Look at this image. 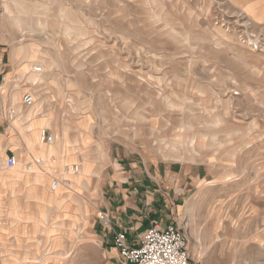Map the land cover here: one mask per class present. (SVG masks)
Wrapping results in <instances>:
<instances>
[{"label":"rangeland","instance_id":"374dc122","mask_svg":"<svg viewBox=\"0 0 264 264\" xmlns=\"http://www.w3.org/2000/svg\"><path fill=\"white\" fill-rule=\"evenodd\" d=\"M248 1H3L11 46L53 72L54 104L37 106L54 115L63 147L106 140L192 167L199 180L168 209L192 264H264V48L248 43L264 28ZM99 190H47L44 209L2 204L0 251L29 245L34 264H109L93 238ZM44 211L45 231L14 232L35 229L18 217Z\"/></svg>","mask_w":264,"mask_h":264},{"label":"crops","instance_id":"0c3cea01","mask_svg":"<svg viewBox=\"0 0 264 264\" xmlns=\"http://www.w3.org/2000/svg\"><path fill=\"white\" fill-rule=\"evenodd\" d=\"M3 1L0 0V206L13 202L22 204L23 208V203H29L31 200L43 208L47 201L52 200V196H47V190L60 192L62 188L73 189L74 183L87 188L91 181L100 182L97 196L99 200L94 209L96 220L93 238L106 261H109V264H117L121 260L112 243L116 230L125 232L127 243L132 246L139 243V236L149 225L173 224L168 220L171 215L168 209L184 200L199 180L198 176L190 175L192 167L183 166L177 161H157L137 156L121 149L117 143L112 145L106 140L98 146H87L86 142H83L81 147H74L69 142L67 147H63L51 122L54 115L42 113L37 106L49 107L54 104L50 92L54 84V76L51 75L53 72L45 68V63L39 61L36 56L32 58L28 53L19 50V47L11 46V27L1 16ZM244 9L249 11L254 23L264 28V0H249ZM34 65H39L41 70L34 71ZM3 77H6L5 82H2ZM30 81L32 84L27 90L33 94L32 106L35 105L37 109L26 112L27 107H24L21 98L26 91L25 84H30ZM10 110L14 111L12 119L6 116ZM41 131L52 134L54 138L51 143L40 141ZM11 156H15L17 163L7 167L6 159ZM37 157L49 160L45 167L46 173L28 172L24 169L27 161ZM72 163L82 167L80 172L69 175L61 180L56 189L50 190L51 180L59 177L66 166ZM96 173L98 177L95 176ZM8 174H12L9 176L11 180L8 179ZM71 177L73 178L70 183L68 179ZM76 206L82 207V203ZM100 212L107 213L108 228L97 220ZM38 215L39 218L33 222L29 215L18 217L21 219L22 228L28 224L35 229L20 228L14 232L24 235L45 231L43 221L47 219V214L44 211ZM5 231L10 233L9 229ZM19 242L20 240L16 242L17 245ZM17 248L10 250L7 255L0 251V264L35 263L34 257H31L34 251L31 246L28 245L24 250Z\"/></svg>","mask_w":264,"mask_h":264},{"label":"built area","instance_id":"2783aa9c","mask_svg":"<svg viewBox=\"0 0 264 264\" xmlns=\"http://www.w3.org/2000/svg\"><path fill=\"white\" fill-rule=\"evenodd\" d=\"M248 43L252 44L256 49L264 48V40L259 39L257 36H251ZM34 71H40L39 65H34ZM15 82V79H12ZM6 81V77L2 78V82ZM21 102L24 107L30 108L34 103L33 94L26 90L24 91ZM7 118L12 119L14 117V111L10 110L7 113ZM40 141L42 143H51L53 136L51 133H45L41 131ZM46 160L42 157L34 158L27 161L24 165V169L28 172H47ZM17 160L15 156L8 157L6 159L7 167L16 165ZM66 174H76L80 171V167L76 163L68 165ZM60 185L59 178H53L50 183V189L53 191ZM98 221L105 228L109 227V218L107 213L100 212L98 214ZM137 245H130L127 243L126 233L123 231H117L113 235L112 243L114 248L118 252V256L121 259L122 264H192V260L187 252V244L183 231L179 226L168 223L164 226H158L157 224H151L147 230L143 232L138 238Z\"/></svg>","mask_w":264,"mask_h":264},{"label":"bare ground","instance_id":"6f19581e","mask_svg":"<svg viewBox=\"0 0 264 264\" xmlns=\"http://www.w3.org/2000/svg\"><path fill=\"white\" fill-rule=\"evenodd\" d=\"M248 25V24H247Z\"/></svg>","mask_w":264,"mask_h":264}]
</instances>
